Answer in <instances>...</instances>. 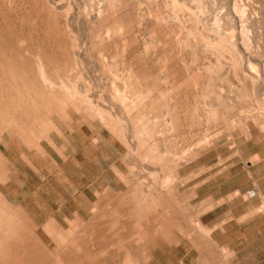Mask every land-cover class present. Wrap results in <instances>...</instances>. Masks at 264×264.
Returning a JSON list of instances; mask_svg holds the SVG:
<instances>
[{"label": "rangeland", "instance_id": "374dc122", "mask_svg": "<svg viewBox=\"0 0 264 264\" xmlns=\"http://www.w3.org/2000/svg\"><path fill=\"white\" fill-rule=\"evenodd\" d=\"M165 1L0 0V194L25 239L31 240L35 233L42 242L37 241V246L56 252L64 247L57 231L69 239L71 223L76 222L77 228L84 225L94 230L98 238L93 242L103 249L88 260L71 264L102 260L110 247L104 246L112 239L108 209L117 205L114 201L119 194L122 201L118 207L123 206L121 193L127 188L112 165L129 173L123 160L127 151L124 142L131 143L137 130L151 128L155 139L160 135V145L168 142L164 136L169 134L168 143L175 151L188 150L184 159H189L180 169L187 180L167 196L176 201L185 226L200 223L210 228L213 249L209 258L214 264H264L263 108L239 67L219 71L218 63L213 62L211 66L216 64V68L208 71L212 53L201 43L185 44L194 38L217 36L224 21L211 6L218 0H201V8L195 6L198 0L196 4L193 0L196 15L190 18L180 11L178 16L171 13L173 6ZM227 1H235L237 7L241 3L248 7L249 2L262 5V10L256 9L261 22L255 28L261 26L256 30L264 33V0ZM207 8L209 11L203 12ZM96 14L100 18L94 21ZM251 14L254 16L246 9L244 18ZM102 19L119 26L114 36L108 37L104 28L99 31ZM238 26L236 23L233 30L237 38ZM255 49L251 56L264 67V59L254 54ZM232 53L238 55L241 66V53ZM189 68L201 74L200 83L197 89L183 86L187 92L181 89L176 93L175 97L180 94L173 99L179 101L180 112H176L167 107L165 96L160 97L167 85L164 76L168 72L169 79L179 78ZM262 86L259 83L261 91ZM221 93L227 99L216 100ZM209 100L218 105L212 106ZM84 104L91 109H84ZM172 121L177 125L173 127ZM206 134L209 143L199 148L195 141ZM192 149L197 153L191 157ZM250 191L255 195L249 197ZM153 213L151 217L157 218L158 207ZM182 242L157 248L155 264H180L182 259L192 264L198 251L190 242Z\"/></svg>", "mask_w": 264, "mask_h": 264}, {"label": "bare ground", "instance_id": "6f19581e", "mask_svg": "<svg viewBox=\"0 0 264 264\" xmlns=\"http://www.w3.org/2000/svg\"><path fill=\"white\" fill-rule=\"evenodd\" d=\"M189 1L188 0H167V1H165V3L167 4V2H168L173 6V7H170V10L173 9V11H171V13L175 14L176 12L178 13V11H180L183 13V15L186 16L185 18H188V17L190 18V16H192L193 14L194 15H196V14L193 13L195 11H192L194 9L193 8L194 6L191 5V4H193V2H192L193 0H191L192 3L191 2L189 3ZM196 1L194 0L195 4H196ZM200 1L201 0L197 1V2H199L200 5L198 3L196 5L195 4L194 5L201 8L202 5H201ZM212 2H213V0H212ZM215 2H216V4L214 3L215 5H213L211 7L213 9L215 8V10H219L218 19L221 21L222 20L224 21L223 24L221 23L222 26L223 25L224 26L219 29V32H217L218 33L217 36L216 35H214L213 37L208 36L209 38L201 37V40H197L196 38H194L193 40H191L192 42L188 41V43H185V44H188V46L191 47L194 45L199 46V43H201L202 46L204 47V49H206L212 53L211 54L212 58H213V59H211L212 61L207 62L208 64H210L209 67H207L208 64L207 65L205 64L206 66L204 65L205 66L204 68L207 67L208 71H212L211 69H213V68H211V67H215V65H216L215 63H214L215 65L211 66V63H213V62L218 63L217 68L219 69V71H220V69H223V71L225 70V72L226 71L229 72L230 70L232 71V69L234 71H236L237 67H239L238 69H240L241 75L244 78V81H249L251 83L252 88H253V92H254V94H256V99L259 101V103L261 104V106L263 108V110L261 109V111L264 112V90L261 91L260 90L261 88L259 89V87H258L259 83H263V86H264V67L259 66L261 64L259 63L258 60H256L257 59L256 56H254V57H253V55L251 56V52L253 54L252 50L256 48L255 49L256 53H254V54L255 55L257 54L260 58L264 59V33H261L260 31L256 30L258 27H261V26H258V27L256 26L257 28H255V25H257L259 23V21L261 22V20H260L261 17L258 14L256 15V12H258V11H256V9L262 10V5H255L252 2H249V3H247L248 7H246L244 5V3L239 4L237 7V4L235 3V1H233L232 3L228 2L227 0H218ZM211 7H210V9H211ZM236 7L238 9L237 11L235 9ZM246 9H249L252 13H254V16H252V14H251L249 17L244 18V11ZM205 10L209 11V8L204 9V11L203 10L202 11L206 12ZM200 11H199V14H200ZM203 12H201V13L204 15L205 13H203ZM207 13H209V12H207ZM215 13H216V11L213 12V15ZM181 14H179V15H181ZM93 16H94L93 17L94 21L96 19L100 18L99 14H96ZM176 16H178V14ZM208 16L209 15H207V18H208ZM193 17H195V16H193ZM196 19H197V16H196ZM73 20H74V18H73ZM203 20H205V19H203ZM139 21L140 22L143 21V17H140ZM107 22H108L107 19L99 20L98 21V29H99V31H101L104 28L105 32H106L105 34H108V37L109 36L111 37L112 35L114 36V34L118 31L119 26L113 25V24L109 25V23H107ZM179 23H180V21H179ZM236 23H239L241 25L240 26L241 30H239L240 35L238 38L236 36V33L233 31L234 28H236ZM70 24H71V22H70ZM205 24H206V22H205ZM228 24H229V26H228ZM214 27H216V29H217V26H215V24H214ZM214 27H213V31L215 29ZM240 27L238 26V28H240ZM223 28H224V30H223ZM225 29L226 30L229 29V32H225ZM258 29L261 30L260 28H258ZM213 31H211V32H213ZM222 31L225 32L224 35L221 34ZM189 32L191 33V31H189ZM190 33H188V34H190ZM91 34H93V33H91ZM121 34H122V32H121ZM106 36L104 35V37H106ZM194 37H196V36H194ZM181 40H182V38H181ZM183 42H184V40H183ZM183 42H181V44ZM186 42H187V40H186ZM69 43H71V42H69ZM185 44H184V47H185ZM192 49L193 48H191V50ZM193 50H196V49H193ZM225 51H227L228 54H226ZM232 51L234 53H241V55L243 57V62L241 63V66H239L238 61H237L238 55L236 57L232 53ZM243 52H244V54H243ZM210 58H211V56H210ZM191 68H193V67L191 66ZM191 68H189V69H191ZM206 70L207 69H205V71ZM167 73H166V76H164V79L166 80L167 85H166L165 89L163 90L164 93L162 92L163 94H161L160 97L162 95L165 96L166 99L168 100V102L166 103L167 107L175 110L176 112H180L179 111L180 106L178 104L179 101L178 102L173 101L176 93L179 92L183 86H189L190 89H197V87L200 83L199 77L201 74L197 70L191 69V70H187L185 75H183V76L180 75L181 77H179V78L173 77V78L169 79L170 75H168ZM119 74H121V73H119ZM245 83H247V82H245ZM213 86H215V84ZM219 89H221V88H219ZM262 89H264V88H262ZM151 90L152 89L150 88V91ZM182 90L187 92L185 87ZM150 91L146 90V93L148 94ZM151 92H153V91H151ZM153 94L154 93H152V95ZM157 95H156V97H157ZM179 95L176 97H179ZM186 95H187V93H186ZM151 97L155 98L153 96H151ZM184 97H186V96H184ZM223 97H225V96H223V93L215 96L216 100H219L220 98L223 99ZM227 97H229V96H227ZM243 97H245V94ZM215 98H214V100H215ZM222 99H221V102L223 101L222 103H225L224 100L227 98L225 97L224 100H222ZM178 100H181V99H178ZM152 101H153V99H152ZM89 102H90V100H89ZM213 102L210 101L209 104H211V105L215 104V106L218 105V104H216V102H214V103ZM181 104H183V102ZM81 105H83V104H81ZM126 106H127V104H126ZM212 106H214V105H212ZM19 107L20 106H18V108ZM83 107L86 110H90L92 106H89V104H84ZM194 107H195V105H194ZM247 107L249 108V106H247ZM248 108H247V110H248ZM94 109L96 110V109H98V107H95ZM254 110H256V109H254ZM187 111L189 112V109ZM211 111L212 110H209L208 112H211ZM261 111H259V112H261ZM101 112H103V110H101ZM171 124L174 127L175 125H177V122L172 121ZM150 129L151 128H149V130H148V128L143 129V130L139 129L137 131L141 130L140 132L136 131L137 134L135 133V134H133V136L131 135L136 140L135 143H133V141H134L133 138L129 140V138H128L129 136L127 137L128 138L127 140L131 141V143H126L127 141L124 142L126 144L127 151L123 157V160L126 162L127 165H129V171H130L129 173L124 174L122 172L123 170L122 171L120 170L121 169L120 167H119L120 168L119 169L117 167V165H115V164L112 165L113 171H115L117 173V175L120 176V178L122 179L124 184H126L127 188H126L125 193H123V194L121 193V195L124 196L123 197L124 202L122 203L123 206L121 208L118 207V204H120L122 201L119 199V197H120V194H119L118 199L114 201L115 204H117V205L113 206L111 209L109 208L110 210L107 208L109 211V215H108L109 216V218H108V223H109L108 226L109 227L108 228H110L111 232H112L111 241L106 243L104 246L105 248L110 246L109 249L106 248L108 250L107 256L103 255V257H104L103 259L100 257L102 260L95 261L92 259L93 262H90V263L87 261L95 253H97V251H99V249H101L102 247L98 243L93 242L94 238L97 237V236H94V233H95L94 230H87L88 228H86L84 225H83L84 227L80 226L77 228L76 222L71 223V227H70L71 236L69 239H66L65 237H63L57 231V228L53 229L54 231H57V234L61 237V239L64 243V247L62 249H60L56 252H51L46 248L45 245L37 246L36 243H37V241H39V238H37L36 236H33L35 234L34 232H33L34 234L32 236H30V238H29L31 240H27L23 237V234L20 232V225H18L16 223V221H14L13 214L11 212L10 213L8 212L6 200L0 194V264H69V263L71 264V262H75L78 260L80 261V260H84V259H87L84 261V263L88 262L89 264H155L157 257L155 256L154 252L157 248L164 249L166 246H178L181 243H183L182 241L190 242L191 246H193V248H196V250L198 251L197 257L195 256L196 258L194 257L195 259L192 260V264H198L199 261H201L202 264H214L215 260L213 262L211 260L212 258H209V256H208L210 250L212 251V249H213L212 248L213 240L211 239V236H210V233H211L210 228L208 226L200 224V223L197 224L196 226H193V225L191 227L185 226V224H183L184 221L182 223V220L184 219V217H183L184 215L182 216L178 206L176 205V201L175 202L171 201V198L169 197L170 198L169 199L167 196V194L170 191L177 189L179 186L184 185V183L187 180V178L185 179L180 174V169H181V166L183 164H185L189 159V158L184 159L185 154H187L188 150L183 149V150H180V152L175 151L173 149L172 145L170 144L171 142L169 141V139H170L169 134L164 136V138L166 141H168L170 143L165 142L164 144L160 145L159 144L160 140L158 141V139H159L158 137L160 135L157 137V139H155L153 131H152V129L151 130ZM127 131H128V129H127ZM207 136L208 135L206 134V135H203L202 137L197 138V140L195 141V144L197 146H199V148L207 146L209 143L208 142L209 139L207 138ZM200 139H203L204 143L201 142L202 140H200ZM190 153H193L191 155V157H192L197 152H196V150L192 149V151ZM128 156H132V159H128L129 158ZM166 156H170L171 159L169 158L170 159L169 161H165ZM176 160H177V162H176ZM134 167H138L137 172L134 170ZM158 172L160 173L159 175H157ZM252 192H254L253 194L255 195V191H252ZM169 195H170V193H169ZM173 199H174V197H173ZM110 207H111V205H110ZM157 207H158V217L153 219L154 217H153L152 213L155 211V209H157ZM105 212L108 213L107 210ZM77 216L78 215H76V218H77ZM105 216H106V214H105ZM150 218L153 220L151 221ZM92 226H94V224ZM32 230L33 229H31L30 231H32ZM33 231H35V230H33ZM30 233L31 232H29V234ZM48 234H49V232H48ZM199 236H203L204 237L203 240H202V238L199 239ZM40 242H41V240L39 241V244H40ZM107 250H106V252H107ZM102 251L103 250H101V252ZM224 251L227 252L226 250H224ZM103 253L105 254V251ZM223 255H221V256H223ZM100 258H98V259H100ZM72 264H74V263H72ZM79 264H80V262H79ZM180 264H185V260L182 259Z\"/></svg>", "mask_w": 264, "mask_h": 264}, {"label": "built area", "instance_id": "2783aa9c", "mask_svg": "<svg viewBox=\"0 0 264 264\" xmlns=\"http://www.w3.org/2000/svg\"><path fill=\"white\" fill-rule=\"evenodd\" d=\"M254 192H252V191H250L248 194H249V197H252V196H254V194H253Z\"/></svg>", "mask_w": 264, "mask_h": 264}]
</instances>
